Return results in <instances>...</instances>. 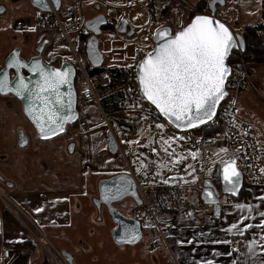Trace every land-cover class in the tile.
<instances>
[{
  "label": "crops",
  "instance_id": "1",
  "mask_svg": "<svg viewBox=\"0 0 264 264\" xmlns=\"http://www.w3.org/2000/svg\"><path fill=\"white\" fill-rule=\"evenodd\" d=\"M0 3V33L12 35L21 30L23 41H27L22 46L25 51L31 49L42 34H48L53 37V44L48 47L46 56L56 60L58 65L67 60L70 51L62 46V38L57 32L44 31L37 27L36 35L32 36L28 29L35 27V23L21 25V19L26 17L21 13L25 5L21 0L16 3L13 0H0ZM263 3L264 0H226L223 12L227 18L231 17L228 25L233 27V23L236 27L233 30L236 32L245 25L264 22ZM2 6L11 10L9 17L2 13ZM261 33L264 38V29ZM79 49L85 56L82 44ZM7 51L9 49L5 52ZM263 66L261 64L259 68ZM114 99L113 96L106 99L104 105L110 108ZM79 112L80 121H87L89 127L78 134L76 140H42L37 137L22 108L20 111L15 102L9 105L7 98L0 95V264H57L33 241L22 223L21 219H26L20 210L36 222L57 249L66 250L72 255L73 264H166L165 251L149 252L148 233H144L145 238L140 242L120 247L111 236L115 223L105 213L103 218L99 217L93 203L98 194L99 179L121 172H131L137 179L138 177L130 167L124 151H111V130L105 121L102 108L97 104L79 103ZM237 121L242 123L248 120L242 119L237 113ZM21 127L29 138L25 147L18 144V130ZM258 138L263 146L264 135ZM117 139L119 140L118 137ZM71 142L74 143V148L68 153L66 148ZM119 143L121 144L120 140ZM261 162L264 167V156L261 157ZM9 182L11 185H8ZM261 195H264V184L247 185L240 200L222 198V214L219 216L214 215L212 207L201 200L199 188L191 191V212L162 209L152 190L147 191L148 205L145 202L138 205L132 198L127 197L117 206L126 215L139 217L144 230L146 227L150 229L154 217L160 221L172 222L168 233L175 241L174 255L178 264H200L203 260H214L215 264H232L233 260H244L241 254L247 251L254 234L260 231L253 228L244 235L225 233L223 229L241 215L232 206L245 202L260 205L257 197ZM38 207L43 211L36 212ZM145 207L150 212L148 219H145L143 212ZM259 210L264 211V206ZM243 214L247 215L246 212ZM245 223L255 225L259 223V217ZM201 232L205 233L204 237H200ZM209 235L214 239L230 241L244 237L247 245L244 250L232 251L230 244L207 243ZM193 236L205 242L183 245L178 243L181 239H193ZM21 239L23 242H17ZM9 242L25 243L30 249L17 250L11 257L4 258L2 248ZM227 251H232V255L214 254Z\"/></svg>",
  "mask_w": 264,
  "mask_h": 264
},
{
  "label": "snow or ice",
  "instance_id": "2",
  "mask_svg": "<svg viewBox=\"0 0 264 264\" xmlns=\"http://www.w3.org/2000/svg\"><path fill=\"white\" fill-rule=\"evenodd\" d=\"M42 2L43 0H36L38 4ZM56 3L59 6V0H56ZM215 4L216 0H211L209 7L214 8ZM100 22L102 21H97V23ZM28 30L35 31V27ZM153 36L155 46L147 51L139 64L135 66V79L139 85L141 100L147 102L149 106H154L155 118L162 117L177 129H195L213 121L217 115V106L228 95L226 81L231 74V68L227 61L234 51H245L244 38L238 33H233L224 23L210 14H196L189 23L175 31L169 27L160 26ZM94 44L95 41L89 44L90 54L94 51ZM96 60L98 62V56ZM126 67L132 68L133 65ZM12 68L16 69L17 78L13 83L9 79L7 70H4L0 74V93L13 92L16 96L27 101V114L33 119L43 138L63 132L65 123L76 118L72 88L74 70L70 66L63 69L52 68L43 64L41 60H34L31 64L25 63L18 50L11 54V59L7 62V69ZM25 68L39 78L29 81L21 74V69ZM65 86H67L66 92L62 91ZM136 106L132 105L131 107ZM139 107L144 108V104H140ZM144 118L147 119V117ZM156 127L163 129L165 124L159 123L156 124ZM185 139L184 136L169 137L167 140L161 137V146L172 157L173 163L187 159V157L177 154L175 149L169 152L173 143ZM156 151V148H152V152ZM219 153L227 154L228 149L220 148ZM198 155V151L190 152L193 159ZM220 165L218 175L223 181L224 190L238 196L243 174L238 167L237 158L233 156L226 160L222 159ZM147 167L148 164L145 161H140V167L136 171L140 172ZM189 167L191 168L190 165ZM202 168L203 166H201ZM208 171L211 174V169ZM195 172L196 169L192 168L191 172L187 173L191 180L183 177L180 179L185 184L195 183L199 180ZM260 172L264 173V168H261ZM174 180V177L162 178V183L168 184ZM205 183L207 185L204 190L205 197L208 202L215 205L214 212L221 215L219 196L211 190L210 181ZM130 189H134L133 182L126 175L121 176L114 190L104 189L103 199L111 202L120 198ZM257 199L261 202L260 205L247 202L234 204L232 207L239 210L241 215L226 229H223L225 233L238 235H244L245 232L253 228L260 230L249 242L247 251L241 254L244 260H233L232 264H264V211L259 210L264 206V195ZM35 211L41 212L43 209L38 207ZM245 212L247 215L243 214ZM257 216L259 223L255 225L245 223L247 220H255ZM199 235L204 237L205 233L201 232ZM139 238V233L134 228L130 229L127 226L123 227L122 234L119 236L120 241L130 243H134ZM17 242L23 241L21 239ZM194 242L204 243L205 241L197 240L195 236L190 240L181 239L178 241L182 245ZM207 243L230 244L231 241L214 239L209 235ZM232 251L238 252L239 249ZM232 251L214 254L231 256ZM200 264H215V261L203 260Z\"/></svg>",
  "mask_w": 264,
  "mask_h": 264
},
{
  "label": "built area",
  "instance_id": "3",
  "mask_svg": "<svg viewBox=\"0 0 264 264\" xmlns=\"http://www.w3.org/2000/svg\"><path fill=\"white\" fill-rule=\"evenodd\" d=\"M162 1H165V4L172 3V6L168 9L165 8L166 10L161 8L159 10L160 13L154 14L157 4ZM107 4L115 8V13H105L107 21L114 25V29L117 30L122 19L127 17L128 12H130L134 20L133 33L130 36L126 35L125 38L132 40L138 46V61L130 64L133 65L132 68L124 66L120 67V71L98 73L92 76L87 74L85 61L74 47L70 38L72 33L79 32L85 28L84 18L78 17V7L73 2L62 4L58 9L51 6L49 11H43L38 16L37 26L39 29L57 32L62 38V46H65L70 51L67 60L75 64L77 71H81L85 75L88 83L87 88L82 91L81 95L79 96L78 94V102L87 105H99L104 115H108L106 123L114 135L112 123L109 119V114L111 113L115 115L139 116L151 128H157L156 124L159 123H164L166 127H173L164 118H155L154 106H149L147 102L141 100L139 85L135 79V66L143 58L144 49L153 45L154 28L168 26L175 31L185 25L182 0L181 2L179 0H124L122 2H107ZM119 34L121 35V33ZM249 73L246 64L243 62L231 67V74L226 82L228 95L220 103L216 117L209 122L218 127L217 131L200 134H196L193 130L182 131L185 136L194 141L195 148L204 161V172L200 175L199 180L191 185L155 182L152 186H144L138 181V189L143 202L148 205L147 191L152 190L162 209L166 211L191 212L193 210L190 202L191 191L202 186L205 179L210 178L213 180V171L209 174L207 161L222 145L239 150L236 158L238 165L240 162L239 166L243 171L245 186L264 184V173L260 172V169L264 168L261 162L263 146L259 138L252 133L251 123L248 121L239 123L237 121V100L242 90L250 85ZM112 96L115 99L111 102V108L107 112L103 108L104 101ZM140 104H144V108L139 107ZM132 105L137 106L131 107ZM144 117H147V119ZM88 127L87 121H80L79 125L75 127V135L87 130ZM117 142L121 146L118 139ZM148 208L150 209L149 206ZM20 211L26 219H21L22 223L33 241L57 264H70L62 251L53 245L48 236L37 226L36 222L23 210ZM171 227L172 222L160 221L154 217L147 236V246L150 253L165 251L167 254L166 264H178L174 255L175 241L168 233ZM246 245L247 242L244 237H237L231 240L229 248L231 250L239 249L240 251L244 250ZM20 249L28 251L30 248L25 243L9 242L2 248V256L9 258L13 252Z\"/></svg>",
  "mask_w": 264,
  "mask_h": 264
},
{
  "label": "rangeland",
  "instance_id": "4",
  "mask_svg": "<svg viewBox=\"0 0 264 264\" xmlns=\"http://www.w3.org/2000/svg\"><path fill=\"white\" fill-rule=\"evenodd\" d=\"M109 1L113 3V2H122L124 0H109ZM179 1L181 2V0ZM21 2L25 4L22 8L21 13L26 16L25 18L21 19V25L27 26L29 25V23L34 24L35 18L32 15L33 8L29 6V1L21 0ZM72 2L78 7V17L84 18V22L88 18L94 17L99 13H104V14L109 12L115 13V8L107 4L106 3L108 2L107 0H74V1L64 0L63 5L70 4ZM199 2L200 0H182V6L184 8V20L186 22L185 25L190 21L191 16L195 13V11L199 10V6H200ZM165 3H166L165 1L159 2L157 4V7L155 8L154 14L160 13L159 10L161 8L163 10H166L165 8L168 9L172 6V3H168V4ZM127 17L129 19V23L133 25L134 20L132 19L130 12L127 13ZM230 18H231L230 16H228V18L225 17L226 22L229 21L231 22ZM36 23H35V31H31L32 36L34 34L36 35L35 33L37 31ZM231 25H233V27L231 26V29H233L235 25L233 23H231ZM157 28H154V33L157 30ZM84 33H88V30L86 28H84L79 32L72 33L70 35L74 47L78 49V51L80 52L82 51L81 49H79V47L81 46V44L83 45V43H81L82 38H80L79 36H81V34ZM14 35L17 34L10 35L5 32L0 33V58L3 56L5 51L10 49L12 46L21 45L22 47L26 44L25 41H23L22 33L21 35L18 34L19 36L17 40L13 38ZM125 35H126L125 33H121L120 35L119 32L114 28L113 29L104 28L102 32L98 35L99 47L104 54V59H105L104 65L106 68H112L115 66L124 67L138 61V57H137L138 46L132 40L125 39L126 38ZM121 36H123L124 38ZM151 48H153V45H151L148 48H145L144 49L145 53L151 50ZM25 52L29 54L30 52H34V51L32 49H27V51ZM81 55L84 61H86L83 52ZM243 63L247 64L245 57ZM258 68L254 70L253 73L252 72L249 73L250 85L245 88L244 92L240 93V97L237 100V113L242 119L248 120L252 124L251 126L252 133L260 137L264 135V66L262 68L259 69ZM76 86L79 96L81 95L82 91L88 86L86 77L81 71L78 72ZM15 103L16 105H19L17 101H15ZM104 108L108 112V110L111 107L107 108L104 105ZM107 116L104 115L105 121L107 120ZM109 119L112 123V128L114 133L119 138L122 144V147L119 146L120 147L119 151L120 152L124 151L125 156L129 161L130 167L137 175L141 184H143L144 186H152L153 183L155 182H162V178L169 179L170 177H174L175 180L170 181L169 184L177 183L183 185H191L193 183L190 182L185 184L183 180H181L180 178L183 177L184 179L191 180V177L187 175V173L191 172L192 168L196 169L195 175H197L198 177H200V175L204 172V161L200 153L195 159H193L190 156V152L197 151L195 148L194 141H192L187 136H185L182 131H179L173 127H166V126L163 129L151 128L146 124V122L142 118L133 115H115L111 113L109 114ZM122 124L131 127V129L129 131L122 130L120 127V125ZM19 130H24V129L21 127ZM110 133H112V131ZM78 136L79 135H75V127L68 125L66 132L55 138L64 139V141L65 140L69 141V140H76ZM176 136L186 137L185 140H181V141H177L176 143H173L171 145V148H169V152L172 151V149H175L177 154H179L180 156L187 157V159L181 160L179 163H173L172 157L169 155L168 152H165L163 150V147L161 146V137L167 140L169 137H176ZM69 145L66 148L68 153H69ZM152 148H156L157 151L152 152ZM220 148H227L228 153L227 154L219 153ZM220 148L208 159L207 161L208 170L211 169V171H213L214 169L212 170V168L220 166V160L222 159L226 160L233 156L237 157L239 152L238 149L230 148L226 145H222ZM263 152H264V145H263ZM217 153H219V155H217ZM263 156L264 153H262L261 157L263 158ZM140 161H145L148 164V167L143 168L140 172H137L136 169L140 167ZM189 165L191 166V168L189 167ZM201 166H203L202 169ZM224 197H228V196H224ZM143 212L144 215L146 216L145 219H148L150 216V212L146 210V207H145V211L143 210ZM144 224H146V220L144 221ZM148 232H149V228L147 229L146 227L143 233L147 234ZM144 236L143 239L145 238ZM125 245H130V244H125ZM125 245H120V247H126Z\"/></svg>",
  "mask_w": 264,
  "mask_h": 264
},
{
  "label": "water",
  "instance_id": "5",
  "mask_svg": "<svg viewBox=\"0 0 264 264\" xmlns=\"http://www.w3.org/2000/svg\"><path fill=\"white\" fill-rule=\"evenodd\" d=\"M63 2H64V0H59V6H57L56 0H43V2L40 3V4L36 3V0H30L31 5L34 6L35 8H37V9L41 10V11H49L51 9V6H53L55 9H58V8L61 7ZM210 4H211V0L208 2V8H209L208 13H200V14L214 15L215 19H218V20H220V22L224 23L233 33H238L240 36L243 37L241 32L233 31V29H231V27L226 22H224L222 19H220L216 15L218 10H219V8L225 6L226 0H222V2H221V0H216V4H215L214 8L209 7ZM220 15H221V13H220ZM191 19H190V21H191ZM98 20L102 21V22L97 23ZM124 21H127V23H124ZM107 23H108V21H107L106 16H105L104 13H99L96 16L88 18L85 21V28L88 30V32H90L89 37L86 39V41L84 43L85 55H86L87 60L90 62V64L92 66H95V67L102 65L104 63V60H105L104 59V54L100 50V47H99L98 35L102 32V30L107 25ZM128 25H129V19L127 17H124L122 19L120 25L118 26L117 31L119 33H125L127 36L132 35L133 28H130L128 30ZM166 27H168V26H166ZM48 41L49 40H45V41L41 42L38 45V47H37V54L32 55L30 58H25L23 55H20V56H21V58L23 59V61L25 63L31 64L34 60H41L43 64H45L47 66H50L52 68H62L63 69L65 67H69L70 66L74 70V75L72 77V88H73V93H74V98H75L74 111L76 113V118L65 123V130L63 132L58 133L57 135L51 136L49 138H43L40 135L39 129L37 128L35 122L27 114V111H26L27 101H25V100L21 99L20 97L16 96L15 93H13V92L1 93V94L11 93V94L15 95L17 98H19L21 100V108H22V111H23L24 115L30 121V123L33 125V127H34V129L36 131L37 137L39 139H42V140L53 139V138L65 133L66 130H67L68 125L74 124V123H76L79 120V114H80V112H79V102H78L79 101L78 100V90H77V86H76L77 75H78L77 68H76L75 64L72 61H69V60H64L59 65H52L50 63H47L44 60V57H43V49H44L45 44ZM93 41H95V44L93 45V50L94 51H93V53L90 54L89 44L91 42H93ZM154 46H155V42H154V36H153V47ZM15 50H18L19 53L22 51L20 47H16L15 49H13L9 53V55L7 56V58L5 60V67H4V69L2 71H0V74H2V72L4 70H7L8 75H9V70L10 69H7V62H8L9 59H11V54ZM97 56L99 57L98 62L96 60ZM227 64L229 65L230 68L232 67L228 61H227ZM12 70L15 72V77L13 79H11L10 76H9V79L14 83L16 78H17V73H16V69L15 68H12ZM25 72H27V74H25ZM21 74H23L29 81H35L36 79L39 78L36 74L31 73L27 68L21 69ZM62 91L66 92L67 91V86H65L62 89ZM226 91H227V89H226ZM221 102H222V100L220 101V103ZM220 103L217 106V111H218V108L220 106ZM209 122H207V123H209ZM172 126L174 128H176L174 125H172ZM200 126H202V125H200ZM120 127H121L122 130H125V131H129L131 129V127H129L127 125H124V124L120 125ZM177 130L185 131V130H193V129H177ZM109 141H110L111 151L112 152H116L119 149V144L117 142V138L115 137V135L113 133H110ZM28 142H29V138H28L27 133L24 130H19V132H18V144H19V146L20 147H25V146H27ZM73 148H74V143H71L69 145V151H73ZM237 164H238V161H237ZM220 167H221V165H220ZM238 167H239L240 171L243 174V171H242L241 167L239 165H238ZM125 175H126V177L128 179H130L133 182L134 189H130L129 191L124 193L120 198H118L116 200H113L111 202L105 201L103 199L104 189L108 188V189H113L114 190L117 187V181L120 180L121 176H125ZM219 179H220V183H216L212 179L207 178V179L204 180L203 185L199 187L201 200L204 202V204L212 207L213 213L216 216H219V215H217L214 212L215 205H213L210 202H208V200L205 197L204 190H205V187L207 186L205 182L206 181H210L211 182V190L213 191L214 194H218L221 208H222V198L224 196L237 198V197L240 196L241 191H242L243 187L245 186L244 185V175H242V186H241V189L239 191V195L238 196L237 195H233V194L228 193V192H226L224 190L223 181H222V179L220 177H219ZM8 185H11V183L9 182ZM127 197L132 198L138 205H143V199L140 196L139 189H138V179L133 175V173H131V172H121V173H117V174L111 175L109 177H103V178L99 179V181H98V196L93 199V203H94V205H95V207L97 209L98 214L100 215V218H103L102 215H103V213H105L115 223V226L111 230V236H112L113 241L116 244H118V245L136 244V243L140 242L143 239V236H144L141 219L139 217H137V216L126 215L117 206V204L119 202H121L123 199H125ZM124 226H127L130 229L134 228L139 233L140 238L138 240H136L134 243H130V242H127V241H120L119 240V236L122 234V230H123ZM62 253H63L64 257L66 258V260L70 264H73L72 255L66 250L62 251Z\"/></svg>",
  "mask_w": 264,
  "mask_h": 264
},
{
  "label": "trees",
  "instance_id": "6",
  "mask_svg": "<svg viewBox=\"0 0 264 264\" xmlns=\"http://www.w3.org/2000/svg\"><path fill=\"white\" fill-rule=\"evenodd\" d=\"M199 4H200L199 10H196L195 13L196 14L208 13V11H209L208 2H206L204 0L202 2V0H200ZM224 7L225 6L220 7L216 15L220 19H222L224 22H226V20H225L226 16H225V14H223L224 13L223 12ZM221 8H222V10H221ZM195 13L191 16V18L194 15H196ZM220 13H221V15H220ZM263 18H264V3H263ZM104 28L113 29L114 25L112 23L108 22ZM263 29H264V22H260V23H256V24L245 25L241 30L236 31V32H241L243 35V38L245 40V51L241 52V51L236 50L230 55L228 62L230 63L231 66H234L239 62H243L244 57H245V60L247 61L246 65H247L250 73L251 72L253 73L257 67H259L261 64H264V38H263V34L261 33ZM89 35H90V32L81 34V38L83 41V47H84V43H85L86 39L89 37ZM85 58H86V55H85ZM85 64H86V70H87L88 74L91 76L98 74V73L120 71V67L106 68L104 63L100 66H97V67L92 66L90 64V62L87 60V58H86ZM79 123H80V117L76 123L70 124L69 126L77 127L79 125ZM217 130H218V127L211 124V123H207V124H204V125L196 128V129H193V131L196 134L214 133ZM219 168H220V166H217L213 170V181L216 183H220V179H219V175H218V169ZM245 187L246 186L243 187L239 197H237V198L230 197V198H232L234 200H240L242 198V195L244 194Z\"/></svg>",
  "mask_w": 264,
  "mask_h": 264
},
{
  "label": "flooded vegetation",
  "instance_id": "7",
  "mask_svg": "<svg viewBox=\"0 0 264 264\" xmlns=\"http://www.w3.org/2000/svg\"><path fill=\"white\" fill-rule=\"evenodd\" d=\"M27 1H29V6H31V7L33 8L32 15L34 16V18H35V23H36V20H38V16H39L43 11H41V10L35 8L34 6H32L31 3H30V0H27ZM16 2H18V0H13V3H16ZM0 4H2V3H0ZM2 8H3V9H2V10H3V12H2L3 14L7 15L8 17L12 14V12H11L10 9H7V8H5V7H3V6H2ZM36 25H37V24H36ZM37 27H38V26H37ZM130 28H133V25H131V24L129 23V25H128V30H129ZM41 30L47 31V30H45V29H41ZM18 34L21 35V30H19V33H17V35H14L13 38L17 40V39H18V36H19ZM27 40H28V39H27ZM45 40H49V41L45 44L44 49H43V57H44V60H45L47 63H50V64H52V65H58V64L56 63V60L52 59L51 57H47V56H46V53H47V51L49 50L48 47H50V46L53 44V37H51V36L48 35V34H42V35L40 36L39 40H38V41H37V42L31 47V49H32L34 52H30L29 54H27V53L25 52V50L21 47V45H14V46H12V47L9 49V51L5 52V53L3 54V56L0 58V71H2V70L4 69V67H5V60H6L7 56L9 55V53H10L13 49H15L16 47H20L21 50H22V51L20 52V55H23L25 58H30L32 55L37 54V47H38V45H39L41 42L45 41ZM25 43H27V41H26ZM25 74H27V72H25ZM9 76H10L11 79H13V78L15 77V72H14L12 69L9 70ZM0 95H1L2 97L7 98V100H8V104H9V105H11V104L13 105L14 102L17 101V102L19 103V109H20V111H21V100H20L19 98H17L15 95H13V94H11V93H7V94H1V93H0ZM97 196H98V194H97ZM97 196H96V197H97ZM99 217H100V215H99Z\"/></svg>",
  "mask_w": 264,
  "mask_h": 264
}]
</instances>
